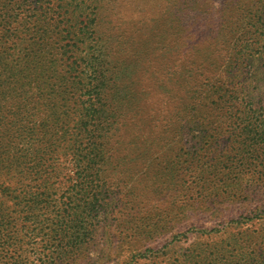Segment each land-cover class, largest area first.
Listing matches in <instances>:
<instances>
[{"label": "rangeland", "instance_id": "1", "mask_svg": "<svg viewBox=\"0 0 264 264\" xmlns=\"http://www.w3.org/2000/svg\"><path fill=\"white\" fill-rule=\"evenodd\" d=\"M169 1L99 0L101 20L95 28L108 37L102 46L112 56L106 61L118 65V84L128 88L132 73L135 88L142 91L137 115L124 125L138 128L144 137L123 145L112 160L90 162L93 172L86 173L85 182L69 157L59 150L52 153L54 146L41 134L48 130L41 119L51 107L43 97L58 102L72 74L67 19L46 22L53 24L47 25L50 33L42 41L47 47L43 64L50 69L43 75V95L23 94L15 84L20 75L6 71L14 59L0 68V146L5 151L0 162V264H41L38 252L52 241L57 225L71 227L68 235L77 243L74 256L60 264H225L231 256L264 264V106L232 113V122L184 129L181 139L156 140L153 134L152 126L170 111L154 87V75L147 72L162 78L152 39L167 30ZM228 8L208 21L213 32L235 30L238 15L234 5ZM225 43L201 39L196 52L216 56ZM183 57L195 59L194 54ZM34 130V149L41 152L22 157L21 138ZM127 135L119 140L125 143ZM81 184L89 193L69 201L66 197Z\"/></svg>", "mask_w": 264, "mask_h": 264}, {"label": "trees", "instance_id": "2", "mask_svg": "<svg viewBox=\"0 0 264 264\" xmlns=\"http://www.w3.org/2000/svg\"><path fill=\"white\" fill-rule=\"evenodd\" d=\"M169 2L171 8L164 19L167 30L161 38L159 33L152 39L157 43L154 56L159 62L162 78L154 71H147L154 75V87L163 93L162 96L158 92L165 99L164 103L170 105L169 113H164L159 124L152 126V129L156 127L155 139H181L190 128L214 121L232 122L229 119L232 113L255 111L264 106V99L258 98L259 95L264 97V0ZM230 5H234L238 15L235 30L221 34L216 30L213 32L209 22L214 15L230 9ZM190 6L196 9L189 12ZM100 9L99 0H0V68L8 67L5 63L8 58L14 59L13 67L6 71H10V75H20L15 84L29 97L33 92L40 95V90H46L41 84L46 82L43 75L50 69L43 64L47 60V47L42 41L43 36L50 33L47 25L53 24H46L47 20L53 22L59 17L61 21L66 18L69 22L65 36L72 40L69 48L72 74L68 86L57 96L58 102H53V96L43 97L51 107L49 113L41 117L42 127L48 128L41 134L50 140L46 141L48 145L54 146L52 153L60 151L69 157L75 173L84 182L86 173L93 172L90 162L112 160L123 145L144 137L138 128L129 129L124 125L137 115L136 104L143 99L142 91L135 88L138 82L132 78V73H128V88L117 83L118 65L112 60L106 61L112 56L111 49L102 46L108 37L95 28L101 20ZM31 24L37 27L33 29ZM201 39L214 40V45L217 41L226 43L219 45V50H223L216 56L214 53L203 56L204 53L196 52V44ZM141 48L139 46V51H146ZM188 54H194L195 59L186 60L183 56ZM52 119L63 120L62 125L54 126ZM19 129L21 134L24 133L25 127ZM33 132L21 138L22 157L26 158L29 151L41 152L34 149L33 143L38 140L33 137L37 131ZM123 133L128 134L125 143L119 140ZM48 148L46 146L42 151ZM4 154L0 146V162L4 160ZM84 184L80 189L75 186L76 191L66 198L73 202L88 194L83 189ZM2 192L0 189V205L4 200ZM29 202L30 199L26 201ZM66 227L57 225L54 228L52 241L47 240L38 252L37 259L41 264H60L74 256L77 243L68 235L72 232L71 227ZM225 264H248V259L231 256Z\"/></svg>", "mask_w": 264, "mask_h": 264}]
</instances>
